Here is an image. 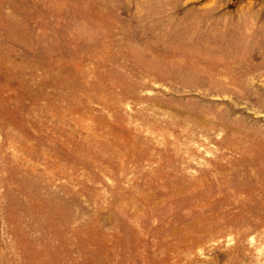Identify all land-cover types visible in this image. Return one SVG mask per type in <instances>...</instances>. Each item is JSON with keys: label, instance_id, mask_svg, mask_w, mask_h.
Listing matches in <instances>:
<instances>
[{"label": "rangeland", "instance_id": "374dc122", "mask_svg": "<svg viewBox=\"0 0 264 264\" xmlns=\"http://www.w3.org/2000/svg\"><path fill=\"white\" fill-rule=\"evenodd\" d=\"M0 264H264V0H0Z\"/></svg>", "mask_w": 264, "mask_h": 264}]
</instances>
